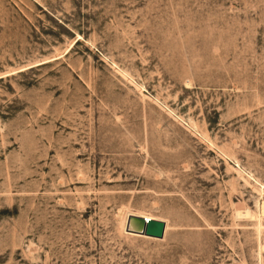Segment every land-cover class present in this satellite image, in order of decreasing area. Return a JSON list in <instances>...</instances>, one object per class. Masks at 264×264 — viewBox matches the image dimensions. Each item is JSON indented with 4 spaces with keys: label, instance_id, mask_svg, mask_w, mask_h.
Wrapping results in <instances>:
<instances>
[{
    "label": "rangeland",
    "instance_id": "1",
    "mask_svg": "<svg viewBox=\"0 0 264 264\" xmlns=\"http://www.w3.org/2000/svg\"><path fill=\"white\" fill-rule=\"evenodd\" d=\"M0 264H264V0H0Z\"/></svg>",
    "mask_w": 264,
    "mask_h": 264
},
{
    "label": "water",
    "instance_id": "2",
    "mask_svg": "<svg viewBox=\"0 0 264 264\" xmlns=\"http://www.w3.org/2000/svg\"><path fill=\"white\" fill-rule=\"evenodd\" d=\"M131 222L136 225V228H130ZM127 230L154 238H162L164 236L165 222L159 219H148L143 216L132 215L128 218Z\"/></svg>",
    "mask_w": 264,
    "mask_h": 264
},
{
    "label": "bare ground",
    "instance_id": "3",
    "mask_svg": "<svg viewBox=\"0 0 264 264\" xmlns=\"http://www.w3.org/2000/svg\"><path fill=\"white\" fill-rule=\"evenodd\" d=\"M129 216H132V214L131 215H129ZM129 216H128V218H129ZM139 216V215H138ZM128 218H127V222H128ZM148 219H150V218H148ZM127 222H126V231L127 232H131V231H128L127 230ZM130 228H136V225L133 223V222H131L130 223ZM132 233H135V232H132ZM136 234H140V233H136ZM140 235H144V234H140ZM146 236V235H145ZM150 237V236H149Z\"/></svg>",
    "mask_w": 264,
    "mask_h": 264
}]
</instances>
